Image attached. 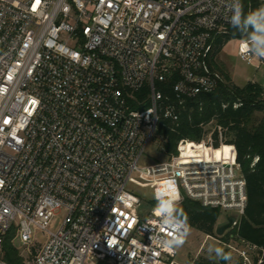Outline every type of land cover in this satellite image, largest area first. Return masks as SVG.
<instances>
[{"label":"built area","instance_id":"built-area-1","mask_svg":"<svg viewBox=\"0 0 264 264\" xmlns=\"http://www.w3.org/2000/svg\"><path fill=\"white\" fill-rule=\"evenodd\" d=\"M241 5L0 0V264H10L9 234L31 257L23 264H178L185 196L233 216L227 233L237 225L247 191L233 144L221 136L222 158L186 157L189 144L215 148L208 131L199 143L181 139L177 155L147 158L159 127L174 129L187 101L224 81L214 52L241 23L231 21ZM236 39L243 61L264 66L254 54L264 32ZM136 185L164 202L145 209ZM237 241L245 249L224 243L239 264L262 263L261 248Z\"/></svg>","mask_w":264,"mask_h":264},{"label":"trees","instance_id":"trees-1","mask_svg":"<svg viewBox=\"0 0 264 264\" xmlns=\"http://www.w3.org/2000/svg\"><path fill=\"white\" fill-rule=\"evenodd\" d=\"M262 6V0H242L241 23L231 27L227 35L218 39L215 57L228 39L246 38L252 33H258L246 23L244 16L253 14ZM214 66L224 75V81L214 91L201 93L187 101L175 128L166 121L165 125L159 127L157 139L161 143V152L166 158H170L178 154L177 144L181 139L199 143L208 132L207 126L211 124L216 127L212 133V144L215 148H209L205 143H200L196 148L195 145L189 144L187 155L201 147L200 156L210 155L212 151L215 156L222 158L228 153V147L224 144L219 146L221 134L224 135L223 140L226 143L235 146L237 160L246 180L247 202L237 225L221 238L224 242H229L232 234L236 240L249 242L264 251V88L259 84H248L244 87L235 85L220 64L215 63ZM137 95L139 98L146 97V89ZM235 102L242 104L234 107ZM257 112H262L260 119L256 117ZM218 126L222 128L221 133L217 129ZM177 215L189 227L207 235H214L221 210L218 207L205 206L200 201L185 196L177 208ZM10 239L11 234L3 243V258L10 264H23V258ZM262 259L261 264H264V254ZM257 260L258 257L255 256L253 261ZM193 264L221 263L219 260L198 259Z\"/></svg>","mask_w":264,"mask_h":264},{"label":"rangeland","instance_id":"rangeland-1","mask_svg":"<svg viewBox=\"0 0 264 264\" xmlns=\"http://www.w3.org/2000/svg\"><path fill=\"white\" fill-rule=\"evenodd\" d=\"M238 38V37H237ZM215 60L221 65L222 69L230 76L232 83L240 87H244L248 84H259L264 88V66H260L258 61L254 64H248L243 61L238 55V40L236 37L230 38L225 41L224 45L217 52ZM256 64H259L256 67ZM263 97V95H261ZM256 117L260 119L262 117V112H257ZM214 126L211 124L207 126L208 131H213ZM222 138L224 139V135ZM154 143L150 147L148 154V162L165 160L166 156L161 152V143L159 139H155ZM201 148V147H200ZM200 154V150L198 155ZM137 190L142 198L143 205L145 209L150 208L154 204H159L164 202V199L154 200V189L148 185H136ZM176 199L171 200L168 204H173ZM228 213L222 212L215 229L227 221ZM215 231V230H214ZM227 230L223 235H207L195 228L189 227V231L186 235V242L182 245L177 246L178 254L175 260L178 264H193L195 260L198 259H208L211 261H218L220 256L224 253V250L228 248L224 243V239L221 238L225 236ZM38 238L43 242L44 238L41 233L37 234ZM234 238V239H233ZM230 238L229 243L235 246L237 249H245V244L237 241L235 237ZM216 249H220L218 254ZM229 249V248H228ZM19 255H23L24 259L30 263L31 257L27 256L26 250L20 248L18 249ZM255 252L250 251V257L253 258ZM227 259L229 262H240L239 254L229 249L227 253Z\"/></svg>","mask_w":264,"mask_h":264},{"label":"clouds","instance_id":"clouds-1","mask_svg":"<svg viewBox=\"0 0 264 264\" xmlns=\"http://www.w3.org/2000/svg\"><path fill=\"white\" fill-rule=\"evenodd\" d=\"M232 11H233V15L231 17L232 23L239 22L241 20V17L243 16L242 5L239 8L233 7ZM244 20L255 31L264 32V6L255 10L253 14L244 16ZM250 49H251V45H250ZM254 54L264 58V45H262L260 47V50L256 51ZM216 251L219 254L221 250L216 249Z\"/></svg>","mask_w":264,"mask_h":264},{"label":"water","instance_id":"water-1","mask_svg":"<svg viewBox=\"0 0 264 264\" xmlns=\"http://www.w3.org/2000/svg\"><path fill=\"white\" fill-rule=\"evenodd\" d=\"M235 218L233 216H228L226 223L219 225L215 232L217 235H223L226 230L230 229L232 227V224L234 222ZM229 252V249L226 248L224 250V253L220 256L219 261L221 264H226V259H227V253Z\"/></svg>","mask_w":264,"mask_h":264},{"label":"bare ground","instance_id":"bare-ground-1","mask_svg":"<svg viewBox=\"0 0 264 264\" xmlns=\"http://www.w3.org/2000/svg\"><path fill=\"white\" fill-rule=\"evenodd\" d=\"M200 148H198L194 153L187 155V153L185 154L186 157H191V156H197L198 152H199Z\"/></svg>","mask_w":264,"mask_h":264},{"label":"crops","instance_id":"crops-1","mask_svg":"<svg viewBox=\"0 0 264 264\" xmlns=\"http://www.w3.org/2000/svg\"><path fill=\"white\" fill-rule=\"evenodd\" d=\"M235 262H229V260L228 259H226V264H234Z\"/></svg>","mask_w":264,"mask_h":264}]
</instances>
